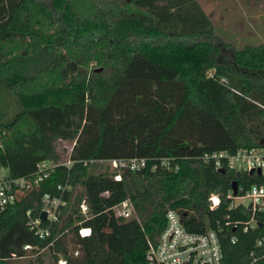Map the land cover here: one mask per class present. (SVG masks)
I'll return each instance as SVG.
<instances>
[{"label":"trees","instance_id":"16d2710c","mask_svg":"<svg viewBox=\"0 0 264 264\" xmlns=\"http://www.w3.org/2000/svg\"><path fill=\"white\" fill-rule=\"evenodd\" d=\"M46 2L0 0V77L22 104L0 123V167L21 178L43 160L73 164L57 167L38 189L0 212V264L25 257L24 244L33 247L32 255L47 250L53 264L59 256L67 264H150L148 243L156 241L169 209L188 231L217 232L222 264H264L255 246L264 235V213L256 216L261 227L233 229L248 213L228 210L232 178L201 160L205 153L261 146L264 43L217 47L197 0ZM222 52L229 59L217 60ZM44 53L51 58L40 65ZM62 140L72 144L64 158L56 150ZM131 158L149 164L166 158L177 169L148 164L124 169L116 180L90 163ZM67 181L79 192L65 194L63 219L51 237L37 238L25 211L43 194L57 195ZM253 183H264V176L242 172L237 178L242 190ZM214 192L220 202L210 209ZM83 194L88 219L79 212ZM127 199L136 217L115 219L108 209ZM81 227L90 234L81 237ZM55 234L62 235L53 240ZM75 249L78 257L71 256Z\"/></svg>","mask_w":264,"mask_h":264},{"label":"built area","instance_id":"2783aa9c","mask_svg":"<svg viewBox=\"0 0 264 264\" xmlns=\"http://www.w3.org/2000/svg\"><path fill=\"white\" fill-rule=\"evenodd\" d=\"M201 160L204 163L211 164L218 169L226 171L233 169L235 172H242L249 175L264 176V145L253 148H242L234 153L227 151H218L205 153ZM97 162L108 168L110 173H114L116 180L120 179L121 171L128 169L130 171H139L148 166L149 161L144 158L122 159H99L90 161ZM88 162H85L87 164ZM73 161L68 160H43L36 165L35 173L30 177L13 178L8 170L0 167V212L11 208L19 203L31 192L38 189L40 183L48 178L57 167H66L69 169ZM152 170L162 168L165 170H176L177 166L173 165L169 159L162 158L152 164H149ZM237 180V178H236ZM79 187H73L68 181L57 186V195L49 193L43 194L39 200L35 201L34 208L25 211L26 226L30 232L39 239L51 237L52 229L55 225H61L66 207L64 198L66 193L75 191L79 192ZM102 196H108L109 193L103 192ZM229 200L228 210L243 209L246 211L247 219L238 220L232 223L233 229L240 225L243 232L257 225L256 216L264 213V183H253L242 190L237 184V192L233 194L229 188L225 195ZM220 196L217 193H211L208 198V206L215 209L219 205ZM79 212L84 215V219L89 218V207L86 195L83 194L78 204ZM115 219L128 220L136 217L130 200H124L115 204L108 209ZM45 212V219L40 218V214ZM165 226L156 237L155 242L148 243V251L146 253V261L150 264H222V251L220 247L219 237L214 230L205 232L188 231L181 223L180 216L176 210L169 209L165 213ZM64 231H67L65 229ZM64 233V232H63ZM62 233V234H63ZM62 234H55L53 240ZM81 237L88 236L90 229L81 227L78 229ZM237 241V237L233 236L231 242ZM255 246L256 251L261 253L258 260L264 257V235L259 237ZM33 247L30 244H24L22 249L29 252ZM40 249L38 252H42ZM79 249L71 251L72 257L79 256ZM255 252H253L254 256ZM256 260V259H255ZM56 264H67V260L62 256L56 260Z\"/></svg>","mask_w":264,"mask_h":264},{"label":"rangeland","instance_id":"374dc122","mask_svg":"<svg viewBox=\"0 0 264 264\" xmlns=\"http://www.w3.org/2000/svg\"><path fill=\"white\" fill-rule=\"evenodd\" d=\"M39 1L47 3V0ZM197 1L210 18L216 36L214 44L217 47H219V42L228 44L232 49L264 43V0ZM197 39H186V41L192 42ZM199 40H203V38H199ZM42 56L44 59L40 61V65H44L51 58L47 53H44ZM223 57L229 59L230 55L229 53L222 52L216 59H222ZM92 69H94L96 74L101 71L99 67H93ZM21 109L22 104L20 99L6 89L1 76L0 123L9 121ZM71 146L72 144L66 140L57 143L56 150L59 157H66L70 152ZM11 264H53V261L50 260L49 253L45 250L39 255H32L31 252H28L21 259H12Z\"/></svg>","mask_w":264,"mask_h":264},{"label":"water","instance_id":"95a60500","mask_svg":"<svg viewBox=\"0 0 264 264\" xmlns=\"http://www.w3.org/2000/svg\"><path fill=\"white\" fill-rule=\"evenodd\" d=\"M260 144L264 145V139L260 141ZM217 172H219L221 174H227L230 178H232V182H231L230 188L233 191V194H236V192H237V180H236V178H239L240 177V173L239 172H235L233 169H230V170L226 171L223 168L218 169ZM252 172L253 171H250L249 174H252ZM256 173H257V175H259L260 174V171L257 170ZM45 217H46L45 212H42L40 214V218L44 220ZM258 226L261 227L262 224L261 223H258Z\"/></svg>","mask_w":264,"mask_h":264},{"label":"crops","instance_id":"0c3cea01","mask_svg":"<svg viewBox=\"0 0 264 264\" xmlns=\"http://www.w3.org/2000/svg\"><path fill=\"white\" fill-rule=\"evenodd\" d=\"M262 145V144H261Z\"/></svg>","mask_w":264,"mask_h":264}]
</instances>
